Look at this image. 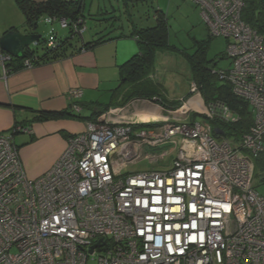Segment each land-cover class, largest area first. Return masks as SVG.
I'll return each mask as SVG.
<instances>
[{
	"label": "built area",
	"instance_id": "built-area-1",
	"mask_svg": "<svg viewBox=\"0 0 264 264\" xmlns=\"http://www.w3.org/2000/svg\"><path fill=\"white\" fill-rule=\"evenodd\" d=\"M189 1L209 34L227 39L231 62L217 76L251 107L248 131L234 141L217 138L203 118L169 121L190 113L237 119L226 105L216 112L217 104L206 103L191 82L154 128L116 122L109 109L70 136L46 172L29 179L13 137L31 130L14 126L0 134V264H264V195L253 187L254 159L264 151V34L243 21L244 0ZM54 19L77 35L86 28L81 17L71 25ZM11 59L0 46L3 71ZM32 65L26 58L24 67ZM68 96L77 101L82 90ZM71 107L80 111L75 101ZM178 139L169 169L122 172L145 145L176 146Z\"/></svg>",
	"mask_w": 264,
	"mask_h": 264
},
{
	"label": "crops",
	"instance_id": "crops-1",
	"mask_svg": "<svg viewBox=\"0 0 264 264\" xmlns=\"http://www.w3.org/2000/svg\"><path fill=\"white\" fill-rule=\"evenodd\" d=\"M89 13L101 16L107 11L101 12L98 6L91 5ZM134 19L128 16V24L117 27L105 24L88 37L84 30L75 43L76 50L68 51L65 56L34 63L17 71H3L0 66V134L9 133L16 123L30 128V133H19L13 137L29 179L46 172L65 149L68 138L85 131L89 120L95 116L97 122L109 109H115L113 117L116 122L133 121L138 130L154 128L164 116L169 115L154 100L151 103L152 100L144 97L128 98L125 94H114L122 82L120 66L139 49L137 40L130 35L135 25H142ZM10 29L38 33L37 28L31 30L26 27L15 0H0V36ZM105 33L113 38L84 46ZM75 88L82 90V96L77 99L82 106V117L35 120L41 112L67 109L71 101H76L68 96V91Z\"/></svg>",
	"mask_w": 264,
	"mask_h": 264
},
{
	"label": "trees",
	"instance_id": "trees-1",
	"mask_svg": "<svg viewBox=\"0 0 264 264\" xmlns=\"http://www.w3.org/2000/svg\"><path fill=\"white\" fill-rule=\"evenodd\" d=\"M15 2L24 16L26 27L31 30L37 28L38 20L44 13L55 18H66L69 20L70 25L72 21L77 20L79 17L83 19L81 13L82 0H43L42 2L15 0ZM153 18L155 21L153 25L141 27L135 25L133 27L130 36L137 40L139 49L120 66V74L123 81L114 90V94H125L128 98L133 96L144 97L149 100L155 98L156 103L161 105L167 112L175 109L180 104V100H170L165 97L161 92V88H159V84L153 81L152 71L155 52L160 48L164 49L169 46L168 25L164 12L156 9ZM242 19L258 33L264 34V0H244ZM68 30L69 33L67 36H56L52 38L51 42L50 40H39L34 46L25 50L24 58L11 59L7 65L9 71H17L24 68L26 58L31 59L34 64L65 56L68 51L72 52L76 50L77 46L75 43L77 40L74 41L72 39L75 37L78 38V36L80 38L81 35L73 33L72 27ZM209 36L211 35L209 34ZM111 38L113 37L105 33L93 41L87 42L84 46H93ZM47 43H51V47H47ZM38 44H41V48ZM39 49H41V52H39ZM224 56H226V52ZM190 62L193 75L191 82L196 84L204 101L206 103H216V112L221 109V105H226L237 117L235 121H225L218 116L213 119H208L205 116H202V118L219 130L218 133H215L217 138H229L234 141H239L240 137L248 131L253 123V116L249 110L247 101L234 95L230 85L218 79L217 73L223 68L214 69L212 67L208 70L204 66H201V62L196 54L192 55ZM75 102L82 109L81 104L78 101ZM63 117L79 118L82 116L80 111L72 110L70 102L67 109L56 112H41L35 117V120L58 119ZM89 122H96L95 116ZM16 125L26 126V124L18 123L14 126ZM254 168V175L259 174L264 179V151L254 159Z\"/></svg>",
	"mask_w": 264,
	"mask_h": 264
},
{
	"label": "rangeland",
	"instance_id": "rangeland-1",
	"mask_svg": "<svg viewBox=\"0 0 264 264\" xmlns=\"http://www.w3.org/2000/svg\"><path fill=\"white\" fill-rule=\"evenodd\" d=\"M82 5L87 37L89 34L102 29L105 24H114V27L128 24V16L132 19L135 18L136 20H134L142 26L153 25L155 23L154 11L159 9L164 12L168 25L169 46L156 50L152 73L153 81L159 84L163 95L170 100H180L188 95L193 77L190 62L193 54L197 55L201 66L208 70L212 67L214 69H226L230 65L231 60L224 56L227 49V39L209 36L207 25L200 15L199 7L189 0H82ZM91 5L98 6L101 12L107 11V13H103L104 16L103 14L101 16L91 15L89 13ZM38 22L37 32L41 34L40 40H50L51 42L55 35L65 37L69 33L68 28L61 26L60 20L52 19L49 14H42ZM80 38L78 36L72 40H80ZM38 46L41 48V44ZM249 110L251 111L250 106ZM192 118L200 121L202 117L190 113L188 118L170 116L168 119L171 122H186ZM180 145L179 139L176 146L173 144L145 145L142 151L143 156L135 162L127 163L122 172L167 170L176 158ZM166 149L167 154L162 158L151 159L144 156L160 155ZM253 187L257 192L264 195V179L261 178V175H254Z\"/></svg>",
	"mask_w": 264,
	"mask_h": 264
},
{
	"label": "water",
	"instance_id": "water-1",
	"mask_svg": "<svg viewBox=\"0 0 264 264\" xmlns=\"http://www.w3.org/2000/svg\"><path fill=\"white\" fill-rule=\"evenodd\" d=\"M41 39V34L38 33H23L19 30L10 29L0 36L1 48L9 53L13 58L22 59L25 57V50L32 47ZM123 81V79L121 80ZM214 132L218 133L219 130L214 128ZM97 246L93 245L90 252Z\"/></svg>",
	"mask_w": 264,
	"mask_h": 264
},
{
	"label": "bare ground",
	"instance_id": "bare-ground-1",
	"mask_svg": "<svg viewBox=\"0 0 264 264\" xmlns=\"http://www.w3.org/2000/svg\"><path fill=\"white\" fill-rule=\"evenodd\" d=\"M159 116V115H158ZM160 117V116H159Z\"/></svg>",
	"mask_w": 264,
	"mask_h": 264
}]
</instances>
